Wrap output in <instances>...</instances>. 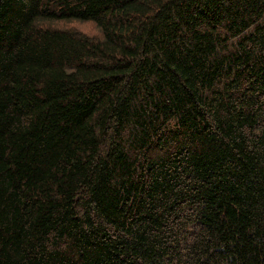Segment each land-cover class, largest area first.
I'll list each match as a JSON object with an SVG mask.
<instances>
[{
    "label": "trees",
    "instance_id": "trees-1",
    "mask_svg": "<svg viewBox=\"0 0 264 264\" xmlns=\"http://www.w3.org/2000/svg\"><path fill=\"white\" fill-rule=\"evenodd\" d=\"M0 264H264V0H0Z\"/></svg>",
    "mask_w": 264,
    "mask_h": 264
}]
</instances>
